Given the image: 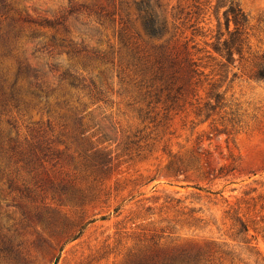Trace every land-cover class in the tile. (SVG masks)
<instances>
[{"label": "rangeland", "instance_id": "1", "mask_svg": "<svg viewBox=\"0 0 264 264\" xmlns=\"http://www.w3.org/2000/svg\"><path fill=\"white\" fill-rule=\"evenodd\" d=\"M17 2L23 15L41 19L59 15L69 0ZM215 2L200 0L197 14L195 0H152L167 30L144 53L154 57L169 40L180 62L170 91L152 81V62L142 84L139 70L119 63L120 17L129 13L143 31L132 0L115 1V22L82 15L100 29L86 43L114 45V63L83 67V57L40 53V61L74 63L103 78L108 98L91 101L81 91L66 105L56 91L49 107L12 108L16 127L2 116L9 137L0 145V264H142L184 247L200 248L202 264H264V80L254 77L252 60L264 51V0H240L251 53L236 61L238 76L230 73L223 100L203 120L199 109L220 76L213 64L197 65L207 61L206 41L223 9L217 14ZM25 25L39 36H23L19 51L37 61L32 51L55 29ZM49 83L58 86L53 75Z\"/></svg>", "mask_w": 264, "mask_h": 264}, {"label": "trees", "instance_id": "2", "mask_svg": "<svg viewBox=\"0 0 264 264\" xmlns=\"http://www.w3.org/2000/svg\"><path fill=\"white\" fill-rule=\"evenodd\" d=\"M116 0H69L68 6L61 10L59 15L54 17H43L33 19L28 15H23L18 7L17 0H0V145L5 143L9 137L2 125V116L6 115V123L11 127H16L15 121L8 115L12 108L21 109L39 106L44 101L45 107H49L50 95L59 91V102L66 105L71 104L72 100L81 99V91H84L91 101L106 100L108 91L104 87V79L87 75L76 68L74 63L64 65L61 61H40V53L44 50L51 51L56 49L59 53H67L71 59L83 57V67L89 63L87 60H97L101 63L115 62V47L110 45L109 49L100 50L90 47L86 43L87 38L99 34L100 29L92 20H85L82 15L95 16L98 21L110 19L115 22L117 8ZM138 10L137 18L141 22L140 30L132 16L120 17V26L114 31L118 40L119 63L123 71L133 65L135 70H139L142 79L138 84H142L144 76L148 71L149 64L152 62L154 72L152 81H160L159 92L164 89L172 88L177 79L178 57L168 50V41L158 44V49L154 51V57L144 53V44L151 39L161 38L167 26L160 18L152 0H132ZM196 1L197 14L201 12L200 0ZM198 2V3H197ZM215 10L222 9L221 14L217 15V23L211 34V39L206 41L208 49L205 57L207 61L198 63L200 66L213 64L212 72L219 74V78L211 81L208 100L200 107L199 115H203L206 120L215 111L217 106L224 98V90H220L223 82L229 78L231 80L238 76L239 68L236 61H241L245 54L250 52L248 29L249 15L243 9L240 0H216ZM75 18V23L71 18ZM33 24L37 27H48L55 29L48 40L43 42L41 47H35L32 54L37 58L33 61L24 52L19 51V43L23 36L30 38L39 36V32L31 31L27 33L25 24ZM78 34L80 42L74 36ZM80 43V46H79ZM155 46V44L153 45ZM251 53V52H250ZM178 60V61H177ZM213 61L210 63V61ZM254 63L253 75L255 78L264 80V51L253 53ZM186 61L191 66L192 71L199 70L196 62L191 57L188 50ZM176 68V69H175ZM105 79L107 75L102 72ZM53 75L58 81L57 87H51L49 77ZM168 97H171L170 92ZM76 107V106H74ZM75 113H78L74 109ZM240 232L247 231L248 224L240 220ZM249 243L250 240H244ZM203 252L200 248L190 249L181 248L180 251L165 257L162 260L146 259L142 264H202Z\"/></svg>", "mask_w": 264, "mask_h": 264}]
</instances>
